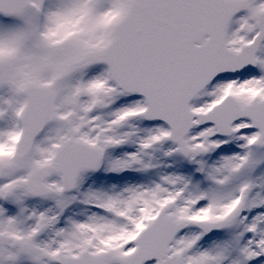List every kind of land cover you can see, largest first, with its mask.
<instances>
[{
	"label": "snow or ice",
	"instance_id": "6c2138e0",
	"mask_svg": "<svg viewBox=\"0 0 264 264\" xmlns=\"http://www.w3.org/2000/svg\"><path fill=\"white\" fill-rule=\"evenodd\" d=\"M0 264H264V0H0Z\"/></svg>",
	"mask_w": 264,
	"mask_h": 264
}]
</instances>
